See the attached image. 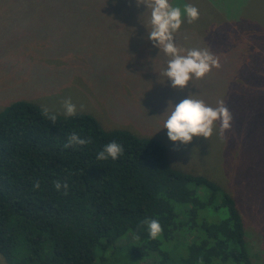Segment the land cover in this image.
Masks as SVG:
<instances>
[{"label":"rangeland","instance_id":"obj_1","mask_svg":"<svg viewBox=\"0 0 264 264\" xmlns=\"http://www.w3.org/2000/svg\"><path fill=\"white\" fill-rule=\"evenodd\" d=\"M169 3L199 10L193 23L182 14L174 34L180 54L208 50L221 65L202 79L193 76L183 90L162 75L171 57L147 39L150 10L137 0H0V112L26 101L64 115L62 102L70 98L77 113L93 116L104 130L159 140L170 164L210 177L231 194L252 262L264 264V75L257 76L264 69L240 60L257 53L264 60V0ZM222 23L223 37L209 31ZM206 33L210 38L194 42L192 35ZM190 95L213 108L226 102L233 116L226 140L218 124L209 140L194 137L184 145L169 139V101L176 105Z\"/></svg>","mask_w":264,"mask_h":264},{"label":"trees","instance_id":"obj_2","mask_svg":"<svg viewBox=\"0 0 264 264\" xmlns=\"http://www.w3.org/2000/svg\"><path fill=\"white\" fill-rule=\"evenodd\" d=\"M224 24L209 31L223 37ZM240 60L264 69L259 53ZM73 132L90 142L66 149ZM111 142L123 154L98 160ZM236 203L210 177L170 164L154 138L104 130L84 113L53 123L26 101L0 112L3 264H253ZM152 219L156 239L143 223Z\"/></svg>","mask_w":264,"mask_h":264},{"label":"clouds","instance_id":"obj_3","mask_svg":"<svg viewBox=\"0 0 264 264\" xmlns=\"http://www.w3.org/2000/svg\"><path fill=\"white\" fill-rule=\"evenodd\" d=\"M147 5L151 15V31H148L147 39H150L154 47L159 48L171 59L167 64V69L162 73L171 81L173 89L183 90L187 88L193 76L202 79L209 74L213 68L221 67L216 55L208 50L192 49L186 55H181V50L174 42L175 33L181 28L183 23L182 11L179 7L170 5L169 0H137V7ZM183 14L187 17L188 23H193L199 19V10L191 4H185ZM64 115L75 117L77 114L76 105L71 99L63 102ZM170 114L164 124L168 130V137L172 142H180L188 145L194 137H203L209 140L213 136L214 128L218 124V136L222 140L227 139V133L232 131L233 116L223 99L217 101L215 108L207 106L203 100L189 98L182 100L179 104L173 105L169 101ZM169 109L166 114L169 113ZM83 110V105H81ZM42 115L52 121L57 120V115L52 113L47 106L41 108ZM90 141L82 139L73 132L68 137V142L64 147L72 148L76 145L84 146ZM123 154V148L116 142H111L97 154L98 160L118 159ZM57 191L62 188L67 190L68 185L54 182ZM33 188H40L39 182H34ZM149 230V236L156 239L162 233V227L158 220L152 219L144 221Z\"/></svg>","mask_w":264,"mask_h":264}]
</instances>
